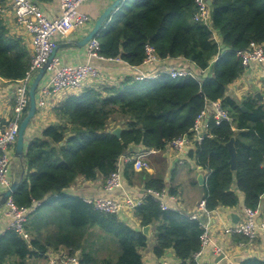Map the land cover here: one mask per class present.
<instances>
[{
	"label": "trees",
	"instance_id": "1",
	"mask_svg": "<svg viewBox=\"0 0 264 264\" xmlns=\"http://www.w3.org/2000/svg\"><path fill=\"white\" fill-rule=\"evenodd\" d=\"M6 4L7 0H0V77L16 83L25 76L32 55L23 38L11 34L1 11ZM210 9L208 24L195 20V0H128L115 12L98 35L103 56L137 66L150 43L162 59L183 57L195 62L199 78L168 73L143 80L127 77L102 89L86 86L56 107L58 121L27 142L24 179L13 195L20 207L32 208L34 202H42L29 213L26 224L33 237L27 241L9 228L0 234V264H27L35 250L46 253L49 247L79 253L80 264H144L140 250L147 246L148 236L141 229L67 190L79 176L107 178L132 146L166 149L170 140L190 133L207 99H221L234 122L217 125L210 120L211 136L190 152L209 171L206 207H235L239 192L245 195L247 207L260 206L264 104L252 95L238 100L228 90L244 72L238 51L264 43V0H212ZM208 68L207 74L201 72ZM114 115L113 121L123 128L120 137L112 133ZM233 136L236 169H232L227 146ZM123 175L130 183L139 180L147 188L167 187L164 177L137 171L132 163L125 165ZM169 191L176 193L175 187ZM136 215L142 226L155 225L153 251L157 257L173 249L184 264L193 263L204 232L197 219L177 209H163L160 199L152 195L144 198ZM97 241L100 249L104 246L111 253L99 256ZM241 264H264V259L248 257Z\"/></svg>",
	"mask_w": 264,
	"mask_h": 264
},
{
	"label": "built area",
	"instance_id": "2",
	"mask_svg": "<svg viewBox=\"0 0 264 264\" xmlns=\"http://www.w3.org/2000/svg\"><path fill=\"white\" fill-rule=\"evenodd\" d=\"M86 0H61L62 14L58 18H49L44 10L34 0H7L14 14L17 30L32 40V59L29 69L25 76L17 80L15 89V104L13 112L8 119L5 128L0 129V195L11 186L12 178L10 170L14 159L16 142L19 134L20 125L26 115L30 105V87L39 73L40 69L48 62L52 53L58 46L56 39L57 34L67 37L71 32L84 28L91 20L90 15L81 9L82 4ZM197 10L195 13L196 21H204L207 24L211 19V9L208 0H195ZM5 6V5H4ZM3 11V7L1 8ZM215 38L218 39L217 34ZM88 60L78 64H62L57 55L54 56L46 74L50 73L49 80L41 83L37 94L38 109H47L51 106L50 98L52 96L68 97L72 94L81 92L86 86H99L100 83H108L106 72L99 69L92 59H110L121 60L120 58H106L100 52L101 43L98 36L89 40L86 44ZM146 55L142 64L134 66L135 71L133 77L137 80L155 77L159 73H168L172 77L193 76L199 78L196 73L195 62H189L174 65L170 69H162L159 72L148 71L145 66L154 67L162 58L158 55L154 45L146 44ZM238 55L242 58L244 73L252 67L253 62L264 64V43H252L251 47L238 51ZM183 58V57H182ZM217 57L212 60L215 62ZM189 64V65H188ZM202 73L207 74L208 69H201ZM45 74V75H46ZM241 75V76H242ZM240 76V77H241ZM213 120L217 125L228 121L233 124L234 118L228 108H226L221 99L206 100L204 108L197 116L194 126L189 134H183L176 137L168 143L166 148L174 150H184L185 146H190L194 150L198 144H201L205 137L211 136L209 132V121ZM155 149H149L141 146L138 150H132L121 156L114 170L105 181V189L112 191L124 188L123 170L126 163H132L135 170L142 171L151 168L150 160L145 155ZM201 167L200 165H198ZM204 169V168H203ZM209 173V171H208ZM166 193V188L156 190L154 188L145 187L141 194H134L124 191L118 197H96L86 198V201L92 203L96 209L110 214H119L124 210L134 211L142 205L144 198L148 195L160 199L163 209L170 207L162 201ZM42 204L41 201L34 202V207L18 206L13 196H10L3 207V214L9 218V229H13L20 233L24 239L29 241L32 237L26 228L29 213ZM199 210L209 214L212 210L206 207V200H202ZM201 212L190 214V218L197 219L204 227L201 236V249L194 255V260L199 259L211 241L209 231V223L201 218ZM223 231L229 235H242L246 241L242 244L252 243L257 239L260 232H264V218L260 217L258 208L245 207V217L242 221L225 225ZM48 264H80L79 253L72 255L68 252L59 256L50 258ZM161 264H184L181 260L176 262L169 259H163ZM197 264H200L197 261Z\"/></svg>",
	"mask_w": 264,
	"mask_h": 264
},
{
	"label": "crops",
	"instance_id": "3",
	"mask_svg": "<svg viewBox=\"0 0 264 264\" xmlns=\"http://www.w3.org/2000/svg\"><path fill=\"white\" fill-rule=\"evenodd\" d=\"M44 10L47 16L51 19L58 18L62 14L61 0H34ZM114 0H86L81 9L87 12L91 20L82 29L75 30L67 37L61 34L56 35L58 46L60 48L57 51L62 64H78L88 60L86 45L83 47L70 46L67 43L71 40H78L83 38L88 32L92 30L96 19L102 14V12L111 4ZM2 14L5 21L10 29L12 35L23 38L26 45L30 49L31 55L32 40L31 38L22 34L21 31L17 30L14 14L11 7L5 5L3 7ZM112 19V17H111ZM189 60L182 57L166 58L162 59L156 66L148 67L145 69L148 71L154 70L159 72L162 69H170L174 65L187 63ZM92 62L99 67L100 70L106 72L107 82L100 83V89L105 86L118 85L123 82L127 77H132L135 71L134 66L130 65L124 60H110V59H92ZM191 62V61H189ZM255 62L246 73L239 77L236 81L241 83V88L236 87V81L230 84L228 95L243 100L246 96H255L257 92H261L264 95V80L254 82L253 74H258V79L262 77V71L255 69ZM156 68V69H155ZM50 73L46 74L43 81H47L50 78ZM245 78H247L246 81ZM41 85V84H40ZM17 83L9 82L0 77V129L5 128L7 121L10 118L13 107L15 104V89ZM249 90V91H248ZM67 98V97H66ZM64 97L52 96L50 98L51 106L47 109H38L35 117L31 120L29 127L26 131V149L27 142L34 136H38L42 133L43 128L47 125L58 121L56 113V107L65 101ZM261 102V100H259ZM264 101V100H263ZM116 123V122H114ZM118 123L112 125L116 127ZM114 127V128H115ZM141 146H132L128 154L132 150H138ZM192 150V149H191ZM190 151L174 150L166 148L164 150H153L146 153V157L151 160V168L148 169L150 176H161L164 177L167 182L166 193L162 198V201L166 203L170 208L177 209L188 215L201 212V218L209 223V231L211 234V241L208 247L205 249L203 254L197 260H193V263L197 264H241L242 260L248 257H257L264 259V232H260L259 236L252 243L242 244L241 241H246L243 236L240 235H229L223 231L225 225L234 224L240 222L245 217V195L239 192L240 201L235 207L218 206L212 210L209 214L200 211L199 205L205 198V193L201 189H205V184L199 182V175L204 174L205 183L208 176V171L199 167L196 160L190 156ZM153 160H160L163 164L162 168H156L152 165ZM128 164V163H126ZM125 164V165H126ZM24 168L23 160H13L10 177H20ZM106 178L98 176L94 180H86L83 176H79L78 179L68 188V192L82 196L86 198L96 197H118L124 191H129L134 194H141L145 188L144 183L137 181L130 183L124 177V188L107 191L105 189ZM175 187L176 193L173 195L170 193L169 188ZM3 207L0 208V234L8 229L9 218L3 214ZM258 211L261 218H264V196ZM118 216L131 224L137 229L143 228L141 221L136 215V212L124 210L118 214ZM156 227L151 225L150 234L148 235V244L145 248L141 249L140 252L143 256L144 264H161L163 259H169L170 261L176 262L179 259L176 257L173 249H169L165 256L157 257L153 251L156 243ZM33 237V236H31ZM238 237H243L242 240H238ZM67 252L64 248L53 249L49 247L46 253H41L35 250V254L31 255L27 259V264H48L50 258L59 256L62 253ZM172 252L171 256L169 253Z\"/></svg>",
	"mask_w": 264,
	"mask_h": 264
},
{
	"label": "water",
	"instance_id": "4",
	"mask_svg": "<svg viewBox=\"0 0 264 264\" xmlns=\"http://www.w3.org/2000/svg\"><path fill=\"white\" fill-rule=\"evenodd\" d=\"M127 1L128 0H114L102 12V14H100V16L96 19L94 27L92 28V30L90 32H88V34H86L81 39L71 40L67 44L70 46L72 45V46H77V47L85 46L89 42L90 39H92V38H94L100 34L102 28L111 20V17L115 14V12L118 9H120ZM208 2L210 5H212V0H208ZM59 48H60V45L57 46V48L55 49V51L52 53L51 57L49 58L48 62L45 63L44 66L40 69L39 73L35 77L32 85L30 87V91H29L30 105H29V109H28L26 115L24 116L22 123L20 125L13 160H16V159L23 160L25 155H26V148H25L26 147V131L29 127L31 120L35 117L37 110H38V106H37L38 89H39L41 82L43 81V79L45 77L47 67L49 66V64L52 61V59L54 58V56L57 54V51ZM256 97L261 101L264 100V95H262L261 92H257ZM242 108L244 110H247V111L249 110L246 107V105H244V104H242ZM122 129H123L122 125L118 124L115 128L112 129V133L120 137L121 133H122ZM234 141H235V137L233 136L230 139V141L227 142V146L229 147L230 153H231L230 162L232 165V169H236V163H237V158H238V153H237V150L235 148ZM184 149L186 151H190L191 147L185 146ZM25 171H26V168L24 167L21 176L12 178L11 186L1 193V195H0V208L6 203V201L8 200V198L10 196L14 195L15 191L18 189L19 185L21 184V182L24 179ZM198 179H199V182L201 184H205L204 174H200ZM150 228H151V225L143 226L142 232L148 236L150 234ZM169 254L171 256L173 255L172 252H170Z\"/></svg>",
	"mask_w": 264,
	"mask_h": 264
},
{
	"label": "rangeland",
	"instance_id": "5",
	"mask_svg": "<svg viewBox=\"0 0 264 264\" xmlns=\"http://www.w3.org/2000/svg\"><path fill=\"white\" fill-rule=\"evenodd\" d=\"M255 64V69L257 70V71H262V77L260 78V79H258V74L255 72L254 74H253V78H254V82H256V81H260V80H264V64L263 63H260V62H255L254 63ZM247 80V78H245V80L244 81H246ZM248 81V80H247ZM236 87H239V89H238V91L240 90V88H241V83H238V81H236ZM249 91V90H248ZM261 103L262 104H264V101H261ZM113 119H112V123H111V126L112 125H114V124H116V123H118V122H116V123H114V119H116L117 118V115H114L113 117H112ZM149 159V158H148ZM150 160V159H149ZM150 163H151V160H150ZM155 164V166L154 167H156V168H162V166H163V164L160 162V160H153L152 161V165H154ZM164 167V166H163ZM160 170V169H159ZM146 171V170H145ZM201 191L203 192V193H205L204 195H206V189H201ZM97 249H98V255L99 256H105L106 254H108V253H111V250H108V249H105L104 248V246H102V248L100 249V242L99 241H97Z\"/></svg>",
	"mask_w": 264,
	"mask_h": 264
}]
</instances>
